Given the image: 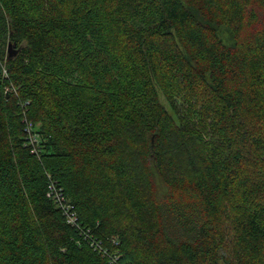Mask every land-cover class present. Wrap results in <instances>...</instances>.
<instances>
[{"label": "trees", "instance_id": "obj_1", "mask_svg": "<svg viewBox=\"0 0 264 264\" xmlns=\"http://www.w3.org/2000/svg\"><path fill=\"white\" fill-rule=\"evenodd\" d=\"M0 264H264V0H0Z\"/></svg>", "mask_w": 264, "mask_h": 264}, {"label": "built area", "instance_id": "obj_2", "mask_svg": "<svg viewBox=\"0 0 264 264\" xmlns=\"http://www.w3.org/2000/svg\"><path fill=\"white\" fill-rule=\"evenodd\" d=\"M32 139V135H30ZM48 187V196L53 202L62 210L65 221L71 225L77 223V213L74 209L73 204L65 197L61 188L57 187L54 183L50 182Z\"/></svg>", "mask_w": 264, "mask_h": 264}, {"label": "rangeland", "instance_id": "obj_3", "mask_svg": "<svg viewBox=\"0 0 264 264\" xmlns=\"http://www.w3.org/2000/svg\"><path fill=\"white\" fill-rule=\"evenodd\" d=\"M219 33H220V35H221V37H222V39L224 40V41H228L229 40V33H228V30L225 28V27H220L219 28ZM8 43H10V45L8 44ZM8 43H6V45H5V54H6V56L8 57V54L9 53H15V51L17 50L16 49V47H13L12 46V44H11V42H8ZM9 46V47H8ZM30 124V123H29ZM28 124V126H30ZM30 131V130H29ZM30 137V136H29ZM157 183H158V186H159V188H160V191L161 192H163L164 190H165V186H164V184L163 183H161L159 180H158V178H157ZM47 192H48V187H47ZM47 196H48V194H47ZM49 197V196H48ZM75 209V208H74Z\"/></svg>", "mask_w": 264, "mask_h": 264}, {"label": "water", "instance_id": "obj_4", "mask_svg": "<svg viewBox=\"0 0 264 264\" xmlns=\"http://www.w3.org/2000/svg\"><path fill=\"white\" fill-rule=\"evenodd\" d=\"M8 44L10 45V43H8ZM8 47H9V46H8ZM11 55H12V54H11V53H9V54H8V57H11Z\"/></svg>", "mask_w": 264, "mask_h": 264}]
</instances>
